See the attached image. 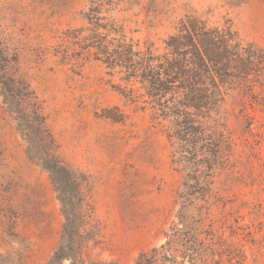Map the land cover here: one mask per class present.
<instances>
[{
    "label": "rangeland",
    "instance_id": "1",
    "mask_svg": "<svg viewBox=\"0 0 264 264\" xmlns=\"http://www.w3.org/2000/svg\"><path fill=\"white\" fill-rule=\"evenodd\" d=\"M91 1L0 0V40L21 51L22 69L45 102L60 154L89 180L103 229L95 255L135 264L142 253L165 242L177 220L183 174L172 164L173 149L151 113L113 88L118 78L100 63L72 69L53 56L63 32L88 26ZM190 13L220 25L229 21L242 38L264 48V0H124L111 16L125 25L130 38L162 48ZM115 108L122 122L105 117L116 114ZM221 116L235 150L229 166L215 177V214L231 252L242 254L244 264H264V112L244 110L231 97ZM0 143V208L19 217L16 231L31 244L30 264H45L58 248L65 222L55 187L49 174L28 159L16 124L1 108ZM222 264H230L227 256Z\"/></svg>",
    "mask_w": 264,
    "mask_h": 264
},
{
    "label": "trees",
    "instance_id": "2",
    "mask_svg": "<svg viewBox=\"0 0 264 264\" xmlns=\"http://www.w3.org/2000/svg\"><path fill=\"white\" fill-rule=\"evenodd\" d=\"M124 0H92L88 26L59 36L53 56L72 69L94 61L118 78L120 95L143 111L170 143L172 164L183 174L177 220L159 247L142 253L135 264H244L231 252L219 225L214 190L235 144L222 110L234 97L241 107L264 112V48L245 40L231 22L220 25L197 13L182 17L162 48L130 38L111 16ZM0 108L16 124L28 159L53 182L65 222L58 248L45 264H117L99 259L103 229L88 190L87 176L59 152L45 102L22 69V53L0 40ZM105 117L122 122L123 114ZM4 150L0 143V165ZM1 186V185H0ZM0 264H30L29 240L20 235L19 217L0 208ZM5 227L8 230H5ZM6 228V229H7ZM228 252V254H226Z\"/></svg>",
    "mask_w": 264,
    "mask_h": 264
}]
</instances>
